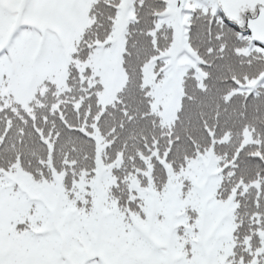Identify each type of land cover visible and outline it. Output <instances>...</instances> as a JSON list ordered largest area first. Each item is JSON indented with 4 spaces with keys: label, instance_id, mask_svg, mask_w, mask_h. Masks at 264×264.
<instances>
[{
    "label": "snow or ice",
    "instance_id": "6c2138e0",
    "mask_svg": "<svg viewBox=\"0 0 264 264\" xmlns=\"http://www.w3.org/2000/svg\"><path fill=\"white\" fill-rule=\"evenodd\" d=\"M0 264H264V0H0Z\"/></svg>",
    "mask_w": 264,
    "mask_h": 264
}]
</instances>
